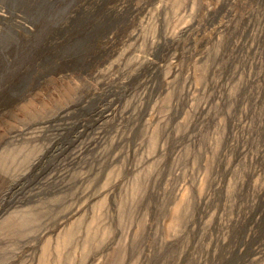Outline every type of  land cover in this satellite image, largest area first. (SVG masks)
<instances>
[{
  "label": "rangeland",
  "instance_id": "obj_1",
  "mask_svg": "<svg viewBox=\"0 0 264 264\" xmlns=\"http://www.w3.org/2000/svg\"><path fill=\"white\" fill-rule=\"evenodd\" d=\"M0 264H264V0H0Z\"/></svg>",
  "mask_w": 264,
  "mask_h": 264
}]
</instances>
